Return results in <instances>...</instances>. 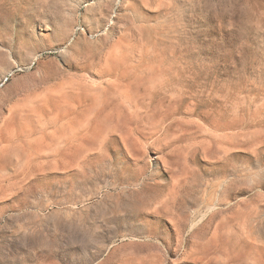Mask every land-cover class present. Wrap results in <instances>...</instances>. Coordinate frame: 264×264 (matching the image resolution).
Wrapping results in <instances>:
<instances>
[{"label":"rangeland","instance_id":"1","mask_svg":"<svg viewBox=\"0 0 264 264\" xmlns=\"http://www.w3.org/2000/svg\"><path fill=\"white\" fill-rule=\"evenodd\" d=\"M0 264H264V0H0Z\"/></svg>","mask_w":264,"mask_h":264}]
</instances>
